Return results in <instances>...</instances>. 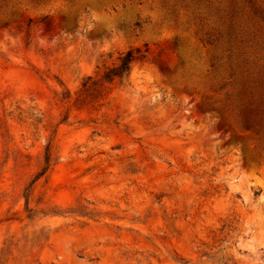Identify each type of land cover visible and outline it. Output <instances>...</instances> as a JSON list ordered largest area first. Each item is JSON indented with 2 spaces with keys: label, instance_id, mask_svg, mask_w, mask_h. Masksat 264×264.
<instances>
[{
  "label": "rangeland",
  "instance_id": "1",
  "mask_svg": "<svg viewBox=\"0 0 264 264\" xmlns=\"http://www.w3.org/2000/svg\"><path fill=\"white\" fill-rule=\"evenodd\" d=\"M0 264H264V0H0Z\"/></svg>",
  "mask_w": 264,
  "mask_h": 264
},
{
  "label": "trees",
  "instance_id": "2",
  "mask_svg": "<svg viewBox=\"0 0 264 264\" xmlns=\"http://www.w3.org/2000/svg\"><path fill=\"white\" fill-rule=\"evenodd\" d=\"M136 52H139V50H137ZM134 55L135 52L133 50L127 52V54L120 59V64L108 69L104 73L103 78L109 82H112L115 79L123 80L130 73L131 63L135 58ZM244 122H245V126L250 130L252 125L250 124L251 120L249 115L244 117ZM52 162H53V152H52L51 144H49L45 150L43 165L41 167V170L38 172L35 180L43 177L48 173V171L53 166Z\"/></svg>",
  "mask_w": 264,
  "mask_h": 264
}]
</instances>
